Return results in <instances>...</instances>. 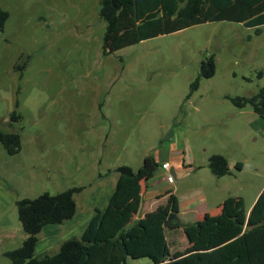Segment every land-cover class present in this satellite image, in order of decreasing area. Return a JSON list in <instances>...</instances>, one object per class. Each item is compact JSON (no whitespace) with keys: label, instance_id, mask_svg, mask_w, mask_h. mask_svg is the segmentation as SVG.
Returning a JSON list of instances; mask_svg holds the SVG:
<instances>
[{"label":"rangeland","instance_id":"rangeland-1","mask_svg":"<svg viewBox=\"0 0 264 264\" xmlns=\"http://www.w3.org/2000/svg\"><path fill=\"white\" fill-rule=\"evenodd\" d=\"M0 5L9 13L0 34V130L21 134L17 155L0 143V192L9 204L15 200L0 211V264H11L4 253L26 239L17 200L82 187L75 195L80 217L85 202L100 205L111 192L118 167L138 171L147 156L208 165L210 156L222 154L233 168L220 182L224 194L242 196L246 209L253 206L264 186V120L226 97H248L264 87V27L256 35L239 23H205L104 55L99 0ZM211 56L215 75L201 78L191 94ZM14 111L22 120L11 126ZM237 163L245 167L242 174ZM194 178L178 173L184 203ZM75 231L47 226L36 257L56 254L79 235Z\"/></svg>","mask_w":264,"mask_h":264},{"label":"trees","instance_id":"trees-1","mask_svg":"<svg viewBox=\"0 0 264 264\" xmlns=\"http://www.w3.org/2000/svg\"><path fill=\"white\" fill-rule=\"evenodd\" d=\"M99 17L106 23L103 53L110 55L205 23H239L261 35L264 0H99ZM8 19L9 13L0 5V34ZM215 73L216 63L211 56L202 63L191 94L198 90L201 78H212ZM262 75L260 72L259 76ZM226 99L239 110L250 107L264 120V87L248 97ZM21 120L14 111L10 125ZM0 143L7 154L17 155L21 151V134L0 130ZM161 167L153 156H147L138 171L130 166L118 167L119 178L106 209H96L80 238L66 240L56 254L41 258L36 257L40 233L47 226L74 219L75 195L84 188L17 200L26 239L21 247L4 255L11 264H127L128 259H147L151 264H264V190L249 213L242 198L229 197L217 216L166 227L169 215L178 212L177 198L169 192L167 206L134 221L141 207L142 184L152 180ZM208 169L216 178L233 175L227 157L222 154L210 156ZM234 169L242 171L243 164L237 163ZM180 228L190 247L183 253L171 254L167 230Z\"/></svg>","mask_w":264,"mask_h":264},{"label":"crops","instance_id":"crops-1","mask_svg":"<svg viewBox=\"0 0 264 264\" xmlns=\"http://www.w3.org/2000/svg\"><path fill=\"white\" fill-rule=\"evenodd\" d=\"M181 157H177L176 159L177 163H174L172 160H169V159H164L160 161L158 158L155 157L156 161L161 166L165 163H168L170 165V170L165 171V170L160 169L152 180L142 184L141 207H140L139 212L134 216V221H138L140 219L145 218L148 214L157 211L160 207L167 206L168 198L170 195L168 194L169 192L174 194L177 198L178 212L174 214H177L180 224L181 223L187 224V223L200 221L206 216L219 215L222 212L224 201L229 197L242 198L245 202V199L242 196H232L230 194H227V195L224 194V189L220 187V182L226 176L222 178H216L211 173V171L208 169V165L196 164L195 161L187 162V161H184ZM229 165H230L231 170H233L230 162H229ZM161 171L165 172L166 174L165 175L158 174V173H161ZM243 171H245L244 166H243V170L240 171V174H242ZM256 171H258V169ZM169 173L172 174V176L174 177L173 183H169L167 181V176ZM178 173L181 174L182 178H185L191 175H195V178H196V179L194 178L195 184L192 190L189 191L187 195V199L185 200V203L182 202L180 197L178 196V192L181 189L180 185L176 184ZM231 178H234L236 181L239 180V177L235 175ZM116 183L113 185L111 192L109 190L108 194H106L105 199L102 201L100 205H94L92 202H85L84 211L86 213L82 214L79 217V214H78L79 206L77 203V214L74 217V219L69 221V223H64L62 225H57V226L71 227L73 229L75 228L76 234H79L76 237L80 238L83 231L85 230L87 225L90 223L91 219L94 217L96 213L95 212L96 209H99L101 211H104L106 209L109 203L111 193L113 189L115 188ZM208 186H212L214 190L207 189ZM263 189H264V186L262 187V189L256 196L255 198L256 200H254L255 202L257 201L259 195L262 193ZM5 192H8V191L6 190ZM5 194L6 193H4V195L2 196L0 192V211L3 213L6 212L7 207L12 206L15 201L13 198L12 202L9 204L5 200V197H6ZM214 196H216L215 202H214ZM253 206L247 209L248 213L251 211ZM173 225H175V223ZM72 234H74V232ZM166 236H167L168 243L170 245L171 254L183 253L190 247L189 242L184 234L183 228L175 229V230L168 229Z\"/></svg>","mask_w":264,"mask_h":264},{"label":"water","instance_id":"water-1","mask_svg":"<svg viewBox=\"0 0 264 264\" xmlns=\"http://www.w3.org/2000/svg\"><path fill=\"white\" fill-rule=\"evenodd\" d=\"M175 223L176 226L180 225V221L178 219L177 214L171 213L168 217V220L165 224L166 227L172 226Z\"/></svg>","mask_w":264,"mask_h":264},{"label":"built area","instance_id":"built-area-1","mask_svg":"<svg viewBox=\"0 0 264 264\" xmlns=\"http://www.w3.org/2000/svg\"><path fill=\"white\" fill-rule=\"evenodd\" d=\"M161 169L165 170V171H169L170 170V165L168 163H165V164L162 165ZM167 181L169 183H173L174 182V177L172 176V174H170V173L168 174Z\"/></svg>","mask_w":264,"mask_h":264}]
</instances>
